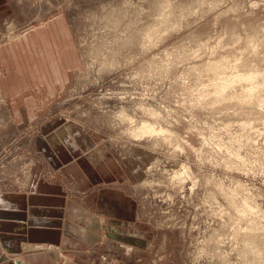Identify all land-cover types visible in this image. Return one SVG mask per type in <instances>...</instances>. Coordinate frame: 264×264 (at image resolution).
I'll list each match as a JSON object with an SVG mask.
<instances>
[{
    "label": "clouds",
    "instance_id": "clouds-1",
    "mask_svg": "<svg viewBox=\"0 0 264 264\" xmlns=\"http://www.w3.org/2000/svg\"><path fill=\"white\" fill-rule=\"evenodd\" d=\"M77 3L72 111L151 154L161 186L190 182L194 264H264V0Z\"/></svg>",
    "mask_w": 264,
    "mask_h": 264
},
{
    "label": "rangeland",
    "instance_id": "rangeland-1",
    "mask_svg": "<svg viewBox=\"0 0 264 264\" xmlns=\"http://www.w3.org/2000/svg\"><path fill=\"white\" fill-rule=\"evenodd\" d=\"M79 10L77 0H0V214L36 220L41 208L61 211L58 199L81 204L94 196L85 249L42 242L34 243L37 252H58L61 264H194L207 229L197 223L190 182H181L183 191L161 186L150 175L151 154L113 146L66 102L63 82H72L87 40ZM102 145L119 159L122 177L97 156Z\"/></svg>",
    "mask_w": 264,
    "mask_h": 264
},
{
    "label": "crops",
    "instance_id": "crops-1",
    "mask_svg": "<svg viewBox=\"0 0 264 264\" xmlns=\"http://www.w3.org/2000/svg\"><path fill=\"white\" fill-rule=\"evenodd\" d=\"M102 146L104 148L98 151L97 156L101 161H106L109 165L111 164L112 170L118 173V177H122L124 171L122 165L120 167L118 163L119 159L112 150L110 152L105 145ZM104 168L105 171H109L108 165H105ZM56 204L62 209L61 211H55L51 214L44 212L43 208H41V213H37L42 217L36 220H33V217L29 215L26 217L27 213L23 215L14 213L0 214V264H61V262L58 263V252H37L38 250L34 246V243L51 242L55 245L57 243L60 245V248L67 249L69 245L71 246L75 242L76 245L85 249L89 232L88 228L93 225L97 211L96 197L87 196L81 204L67 201L63 198L58 199ZM109 208L111 210L112 207L106 206L103 209L108 210ZM121 209V211L124 210L123 207ZM121 214L123 213L121 212ZM55 215L61 218L56 222L50 221L52 220L50 217H54ZM41 222L47 227L39 228V225L35 224ZM35 226H38L37 229L34 228ZM115 237L124 241L127 240V238L119 235ZM24 251H28L27 254H24ZM107 254L111 256L117 255V253H114L110 249L107 250ZM16 258H19L20 261H17ZM122 261L128 260L125 259ZM86 263L89 262L86 261Z\"/></svg>",
    "mask_w": 264,
    "mask_h": 264
},
{
    "label": "bare ground",
    "instance_id": "bare-ground-1",
    "mask_svg": "<svg viewBox=\"0 0 264 264\" xmlns=\"http://www.w3.org/2000/svg\"><path fill=\"white\" fill-rule=\"evenodd\" d=\"M181 183V182H180ZM183 183V182H182ZM185 184V183H184Z\"/></svg>",
    "mask_w": 264,
    "mask_h": 264
}]
</instances>
